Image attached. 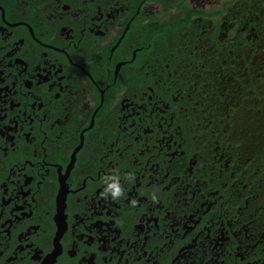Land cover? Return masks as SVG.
<instances>
[{
  "label": "flooded vegetation",
  "instance_id": "1",
  "mask_svg": "<svg viewBox=\"0 0 264 264\" xmlns=\"http://www.w3.org/2000/svg\"><path fill=\"white\" fill-rule=\"evenodd\" d=\"M0 264H264V0H0Z\"/></svg>",
  "mask_w": 264,
  "mask_h": 264
}]
</instances>
